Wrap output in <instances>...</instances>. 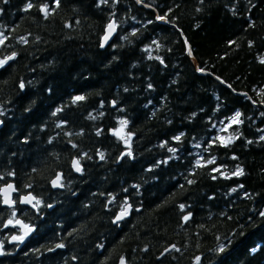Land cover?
Here are the masks:
<instances>
[{"label": "trees", "instance_id": "1", "mask_svg": "<svg viewBox=\"0 0 264 264\" xmlns=\"http://www.w3.org/2000/svg\"><path fill=\"white\" fill-rule=\"evenodd\" d=\"M0 34V264H264V0H0Z\"/></svg>", "mask_w": 264, "mask_h": 264}, {"label": "water", "instance_id": "2", "mask_svg": "<svg viewBox=\"0 0 264 264\" xmlns=\"http://www.w3.org/2000/svg\"><path fill=\"white\" fill-rule=\"evenodd\" d=\"M41 12H42V11H41ZM42 13L44 14V12H42ZM110 23H114V20L111 19L110 22L107 24V26H108ZM114 24H115V23H114ZM107 26H106V28H105V32H104V35H103L102 40H101V45L103 44V46L107 45V44L112 40V38H113V36H114V34H115V30H116V28H115V30H114V31L112 32V34L109 36L108 40L105 42L103 38H104L105 35L107 34ZM188 49H189V48H188ZM10 56H12V55H10ZM8 61H9V60H8ZM8 61H7V62H8ZM192 61L195 62V60H194L193 58H192ZM2 125H3V122H2V120L0 119V128L2 127ZM76 160H78V159H77V158H73V159H72V161H71V167H72V169H73V171H74L75 173L80 174V172H81V165L79 164V168H80L79 171H77V170H76V167H74V165H73V161H76ZM58 176L60 177L59 180H57V177H58ZM60 180H61V172H58L57 175L54 177V179H53L52 182H51V185H52V188H53V189H56V188L59 187ZM54 181H56L55 184L53 183ZM9 184H11V185L13 186V188H15L14 183L10 181V182H8V183H6V184H3V185L0 187V189H7V185H9ZM15 192H16V190H15V191H12L11 189H8V190H7V193L0 192V197H1L2 203H3V205H4L5 207H7V208H11V207H13V205H14L13 194H14ZM25 197L28 198V202H24V198H25ZM5 198H7V199H9L10 201H12V203H10V204H9V203H5V202H4ZM18 201H19L20 204H22V205H24V206H27V207H29L30 209H36V206H35L36 198H35V196H34L32 193H30V192L25 193V194H21V195L19 196V198H18ZM130 211H131V205H130V203L127 202V203L124 205V208H123L120 212H118V213L116 214L114 221L118 222V221H121L122 219L126 218V217L129 215ZM118 217H122V218L118 219ZM17 221H19V224H17ZM10 225H11L12 227H17V228L19 229L20 233H21L20 236H24V237H27V236L32 235V234L34 233V231H35V227H34V226H32V225H30V224H26V223H24L22 220L12 221V222L10 223ZM25 225H26L27 227H24ZM29 229H31V231H29ZM25 232H27V235H26V236L24 235ZM12 237H13V236H12ZM12 237H10V241H11V242L16 241V240H13ZM172 246H173V245H170V246L166 247L165 249H163V251L161 252L160 256L166 254V253L172 248ZM122 260H123V259H121V260L119 261V264H121V261H122ZM123 264H125V261H124V260H123Z\"/></svg>", "mask_w": 264, "mask_h": 264}, {"label": "snow or ice", "instance_id": "3", "mask_svg": "<svg viewBox=\"0 0 264 264\" xmlns=\"http://www.w3.org/2000/svg\"><path fill=\"white\" fill-rule=\"evenodd\" d=\"M4 3H7L8 0H3ZM59 2V0H57V3ZM101 3H107V0H100ZM137 2H141V0H137ZM28 8H31L32 5L29 3L27 5ZM41 11L45 13V17H47V14H48V6L47 5H44L42 8H41ZM161 19H163V17H160ZM115 24L114 23H110L108 26H107V34L105 35V37L103 38L104 41L106 42L109 38V36L112 34V32L115 30ZM135 34V33H133ZM22 40L24 38H21ZM126 39V38H125ZM3 40L4 38L2 37V34H0V44L3 43ZM103 47V44L101 45ZM15 56V53H13L12 56H8L6 57L5 59L3 60H0V67H2L8 60H12ZM264 62V61H262ZM21 87H23V84H21ZM84 97H76L75 100H83ZM241 113L240 112H236L235 115L231 118L232 122L233 123H241L242 121L239 120V117H240ZM122 126L126 125L127 124V121H121L120 122ZM120 130L118 129L117 132H119ZM176 139H179V137H176ZM262 140H264V137H261ZM227 143H231V139H229L227 141ZM170 151H174L173 149H170ZM101 157L103 158V154H101ZM213 161H208V163H212ZM73 165L74 167H76V170L79 171L80 168H79V161L76 160V161H73ZM11 175V173H10ZM233 175H243V170L242 169H237L236 172L233 173ZM60 177L58 176L57 177V180H59ZM54 184L56 183V181L53 182ZM8 189H11L12 191H15L16 189L13 188V186L11 184L7 185V189H0V192H4V193H7V190ZM5 203H12V201H10L9 199L5 198L4 200ZM24 202H28V198L25 197L24 198ZM183 207V206H182ZM122 217H118V219H120ZM185 220L188 219V216H185L184 217ZM9 223H11V220L9 221ZM17 224H19V221H17ZM24 227H27L26 225ZM29 231H31V229H29ZM25 236L27 235V232H25L24 234ZM13 240H18V241H22L24 239V236H13L12 237ZM63 245H58V247H62ZM222 250V249H221ZM121 264H123V260L121 261Z\"/></svg>", "mask_w": 264, "mask_h": 264}, {"label": "rangeland", "instance_id": "4", "mask_svg": "<svg viewBox=\"0 0 264 264\" xmlns=\"http://www.w3.org/2000/svg\"><path fill=\"white\" fill-rule=\"evenodd\" d=\"M120 130L119 132H117V130ZM118 129H116V131H115V133L120 137L121 136V138L124 140V144H126V142H127V138H126V136H125V134L123 133V128L122 127H120V128H118Z\"/></svg>", "mask_w": 264, "mask_h": 264}, {"label": "bare ground", "instance_id": "5", "mask_svg": "<svg viewBox=\"0 0 264 264\" xmlns=\"http://www.w3.org/2000/svg\"><path fill=\"white\" fill-rule=\"evenodd\" d=\"M11 61V60H10ZM62 174V173H61ZM79 175V174H78ZM53 180V179H52ZM61 181V180H60ZM12 182V181H11ZM8 183V182H7ZM14 183V182H13ZM51 183V182H50ZM6 184V183H5ZM16 186V185H15ZM32 193V192H31ZM34 195V194H33ZM20 196V195H19ZM14 197V196H13ZM15 200V199H14ZM19 203V201H18ZM36 203V202H35ZM20 204V203H19ZM27 207V206H26ZM173 247V246H172Z\"/></svg>", "mask_w": 264, "mask_h": 264}, {"label": "flooded vegetation", "instance_id": "6", "mask_svg": "<svg viewBox=\"0 0 264 264\" xmlns=\"http://www.w3.org/2000/svg\"><path fill=\"white\" fill-rule=\"evenodd\" d=\"M18 233H19V231L18 232H14V236H19L20 234H18Z\"/></svg>", "mask_w": 264, "mask_h": 264}]
</instances>
